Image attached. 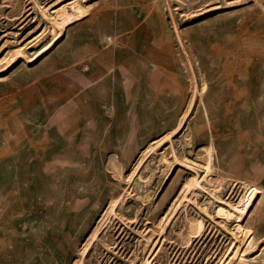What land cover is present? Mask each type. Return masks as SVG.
Listing matches in <instances>:
<instances>
[{
	"label": "rangeland",
	"instance_id": "1",
	"mask_svg": "<svg viewBox=\"0 0 264 264\" xmlns=\"http://www.w3.org/2000/svg\"><path fill=\"white\" fill-rule=\"evenodd\" d=\"M141 20L166 67L141 69ZM233 242L264 264V0H0V264H219Z\"/></svg>",
	"mask_w": 264,
	"mask_h": 264
},
{
	"label": "bare ground",
	"instance_id": "2",
	"mask_svg": "<svg viewBox=\"0 0 264 264\" xmlns=\"http://www.w3.org/2000/svg\"><path fill=\"white\" fill-rule=\"evenodd\" d=\"M87 8L81 7V6H74L70 12L68 11H63L61 13H59V15H57V17L54 19L53 23L55 24V26L57 27V29L59 30V33H61L64 30V27L68 24L74 23L75 21H78L79 19H81L85 13H86ZM142 48V47H141ZM145 48V47H144ZM148 49V48H147ZM150 50V49H148ZM158 51V50H157ZM156 54V53H155ZM159 54V53H158ZM161 54V53H160ZM149 55V54H148ZM155 57V55H154ZM153 57V58H154ZM159 57V56H158ZM167 63V62H166ZM10 64V63H9ZM204 89V87L202 88ZM193 102V98L190 102V105ZM184 121V119L182 120V122ZM182 122L179 124L178 128L180 127V125L182 124ZM209 169L207 168V171ZM195 184L197 185V181H195ZM246 187V186H245ZM245 189V188H244ZM243 189V191H244ZM261 194V190H258L256 188L247 186L246 190H245V196H246V200L243 204V206L241 207V209L239 210V215H238V223L240 224L242 222V220L247 216V212L249 211V208L258 200V196ZM222 211V209H221ZM220 211V212H221ZM223 212V211H222ZM223 215V213H222ZM224 216V215H223ZM200 222V221H199ZM194 228V227H193ZM201 229V225L200 223H197V227L196 230H200ZM193 230V229H192ZM195 230V229H194ZM246 234V233H245ZM244 234V235H245ZM197 235V234H196ZM199 236V235H198ZM154 247V246H153ZM240 250L237 248L236 243L233 242L230 244V249L227 253V255L221 260V262L219 264H230V261H237L238 259V252ZM152 253V252H151ZM149 256V255H148ZM143 264H147V262H143Z\"/></svg>",
	"mask_w": 264,
	"mask_h": 264
},
{
	"label": "crops",
	"instance_id": "3",
	"mask_svg": "<svg viewBox=\"0 0 264 264\" xmlns=\"http://www.w3.org/2000/svg\"><path fill=\"white\" fill-rule=\"evenodd\" d=\"M143 22L144 21L141 20V47H142L141 48V69H144L147 66L153 67L155 69H159L162 66V64H161L162 62L160 61L161 59L157 57L158 56V54H157L158 48L156 47V43H155V40L153 38L152 32L149 29L145 28L146 26H144ZM129 32H130V30H129ZM131 32H132V30H131ZM134 32L140 33L139 30L138 31L136 30ZM127 33L128 32H126L125 29H123V28L119 29L118 33L116 34L117 36H115L117 38V42H119L117 44L120 45V43H123L125 41ZM132 40L134 41V39H132ZM135 43H137V42L134 41V44ZM147 48L150 50H148ZM124 50L125 49L119 47L117 50H115V54H114V65L119 66L121 68H124V66L125 67L127 66V64L124 62L125 61L124 60ZM154 55H155V57H154ZM159 62H161V63H159ZM138 64L140 65L139 62H138ZM162 67H166V66H162ZM113 84H115V81L112 78V85Z\"/></svg>",
	"mask_w": 264,
	"mask_h": 264
}]
</instances>
